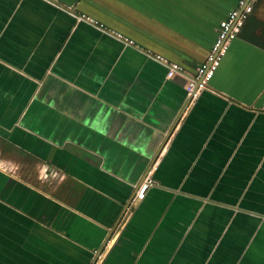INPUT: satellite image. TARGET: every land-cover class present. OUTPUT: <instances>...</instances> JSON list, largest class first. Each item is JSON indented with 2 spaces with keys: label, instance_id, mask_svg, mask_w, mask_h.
Masks as SVG:
<instances>
[{
  "label": "crops",
  "instance_id": "1",
  "mask_svg": "<svg viewBox=\"0 0 264 264\" xmlns=\"http://www.w3.org/2000/svg\"><path fill=\"white\" fill-rule=\"evenodd\" d=\"M238 1L0 0V264H264V0L155 58Z\"/></svg>",
  "mask_w": 264,
  "mask_h": 264
},
{
  "label": "built area",
  "instance_id": "2",
  "mask_svg": "<svg viewBox=\"0 0 264 264\" xmlns=\"http://www.w3.org/2000/svg\"><path fill=\"white\" fill-rule=\"evenodd\" d=\"M258 1L259 0H239L237 6L229 11L227 17L220 22L218 36L210 50L208 58L196 68L195 72L189 74L183 65L177 62H171L162 55H155L158 61L164 63L168 67V78H172L175 75H181L186 78V89L191 100L195 99L197 95L208 86L225 56L230 43L238 36L246 20L254 12ZM116 36L120 39H124L127 43H133L131 39L124 38L120 33H116ZM153 182V176L151 175V171H149L144 181L138 186L134 199L143 200Z\"/></svg>",
  "mask_w": 264,
  "mask_h": 264
},
{
  "label": "water",
  "instance_id": "3",
  "mask_svg": "<svg viewBox=\"0 0 264 264\" xmlns=\"http://www.w3.org/2000/svg\"><path fill=\"white\" fill-rule=\"evenodd\" d=\"M190 101H191V98H190ZM154 163H155V161L152 163V166H153ZM152 166L148 169V171L152 168ZM144 178H145V177H144ZM141 183H142V182H141ZM141 183H140V184H141ZM140 184H139V185H140ZM137 189H138V187H137ZM134 196H135V194L133 195L132 200L134 199Z\"/></svg>",
  "mask_w": 264,
  "mask_h": 264
}]
</instances>
